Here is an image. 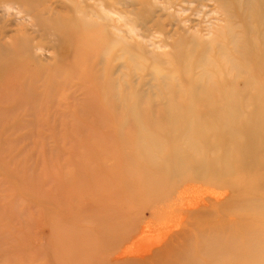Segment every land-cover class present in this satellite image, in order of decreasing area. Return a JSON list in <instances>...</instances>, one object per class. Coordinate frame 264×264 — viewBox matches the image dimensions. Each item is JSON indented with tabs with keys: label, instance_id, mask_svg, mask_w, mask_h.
I'll list each match as a JSON object with an SVG mask.
<instances>
[{
	"label": "rangeland",
	"instance_id": "obj_1",
	"mask_svg": "<svg viewBox=\"0 0 264 264\" xmlns=\"http://www.w3.org/2000/svg\"><path fill=\"white\" fill-rule=\"evenodd\" d=\"M16 1L26 12L0 16V264L31 263L29 174L39 182L70 143L108 140L117 111L171 141L213 142L227 165L238 147L263 164L264 0ZM252 194L264 211V190Z\"/></svg>",
	"mask_w": 264,
	"mask_h": 264
},
{
	"label": "bare ground",
	"instance_id": "obj_2",
	"mask_svg": "<svg viewBox=\"0 0 264 264\" xmlns=\"http://www.w3.org/2000/svg\"><path fill=\"white\" fill-rule=\"evenodd\" d=\"M17 2L0 0V16L26 12ZM6 50L0 46V57ZM212 108L208 102L204 113ZM135 111L114 113L120 119L108 140L70 143L59 161L47 155L39 182L29 174L40 195L29 199L30 264H264V211L252 209L264 162L246 164L238 147L229 167L226 149L171 141L170 129L133 125Z\"/></svg>",
	"mask_w": 264,
	"mask_h": 264
}]
</instances>
